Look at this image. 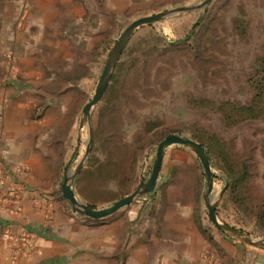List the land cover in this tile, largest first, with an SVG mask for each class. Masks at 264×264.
<instances>
[{
    "label": "rangeland",
    "instance_id": "374dc122",
    "mask_svg": "<svg viewBox=\"0 0 264 264\" xmlns=\"http://www.w3.org/2000/svg\"><path fill=\"white\" fill-rule=\"evenodd\" d=\"M41 1L0 0V112L14 109L32 128L44 162L42 185L62 193L65 177L82 164L72 182L77 198L107 208L136 191L145 172L150 177L158 145L168 135L202 138L212 192L197 155L174 145L163 167L165 172L174 159L181 164V174L167 184L184 189L174 198L193 205V220L212 253L219 252L217 236L244 245L245 256L264 250L217 229L208 210L215 203L220 224L264 240V116L232 125L219 111L223 103L249 104L255 81L264 77V0H213L137 29L90 122L84 108L125 30L140 18L205 0L133 1L124 13L103 17L100 33L88 25L71 29L67 3ZM40 14L43 22L36 20ZM90 128L94 142L84 160ZM242 168L247 176L235 185ZM120 211L85 218L100 223Z\"/></svg>",
    "mask_w": 264,
    "mask_h": 264
},
{
    "label": "crops",
    "instance_id": "0c3cea01",
    "mask_svg": "<svg viewBox=\"0 0 264 264\" xmlns=\"http://www.w3.org/2000/svg\"><path fill=\"white\" fill-rule=\"evenodd\" d=\"M44 1L69 5L71 29L84 31L88 25L100 33L103 17L122 14L127 3L138 0ZM44 15H37L41 18L36 20L43 22ZM15 111L5 108L0 112L1 191L7 195L17 190L19 194L18 205L8 200L0 204V264H209L207 256L214 254L213 246L207 244L193 220V205L188 198H174L183 188L167 185L176 173L181 174L177 170L181 167L179 161L167 162L163 172L165 151L153 192L139 197L109 220L91 223L71 209L62 193L42 185L38 174L44 162L34 147L32 128L15 117ZM146 173L136 190L148 181ZM5 232L10 233L9 239L3 236ZM28 237L31 249L15 255ZM217 246L219 264H264V250L250 251L245 256L244 245L220 236Z\"/></svg>",
    "mask_w": 264,
    "mask_h": 264
},
{
    "label": "water",
    "instance_id": "95a60500",
    "mask_svg": "<svg viewBox=\"0 0 264 264\" xmlns=\"http://www.w3.org/2000/svg\"><path fill=\"white\" fill-rule=\"evenodd\" d=\"M212 1L213 0H205L203 4L197 7H182V8L173 10V11L163 12V13H159L153 16L143 17V18H140L134 21L125 30V32L120 36L116 46L114 47L107 61V64L104 68L100 81L97 85L95 95L93 99L91 100V102H89L84 108V120L85 121L87 120L90 122L92 108L96 106L102 100L104 93L107 90L111 82L113 71L115 70L116 66L120 62L129 41L131 40L134 32L137 29H139L140 27L144 25H151V24L160 22L164 20L165 18H167L168 16H172L174 13H177V12H186L194 8L207 6ZM93 142H94V133H93V129L90 128L89 140L87 143L86 156L84 160L88 158L91 152V147L93 145ZM174 145L189 148L197 155V157L200 159L202 163V166L204 168V171L207 177L208 194H211L212 189H213V172H212L211 162L209 160L207 152L204 150L203 146L199 144L197 141L189 139V138H184L177 134H171V135H168L164 140H162L158 145L155 160H154L152 171H151V175L148 181L142 184L134 193L127 195L125 197H122L121 199L115 201L109 207L103 208V209H95L89 206L88 204L83 203L81 200L77 198L75 189L72 185L73 180L77 177V175L82 169L83 165L81 164L73 176L65 177L64 182L62 184L63 197L71 204V206L77 213H79L80 215L84 217H88L94 220H99V219H104L108 216H111L114 213L118 212L119 210L123 209L124 207H127L133 204L134 202H136V200L139 197L145 196L153 192L157 184V181L159 179V176H160L165 151L169 147L174 146ZM227 186L228 185L225 186L222 192V195L225 193ZM208 210H209L210 220L217 227V229L225 233H230L233 236H236L242 242L247 243L251 246L264 249V240H254L250 238L247 234L241 231H238L232 227L220 224L216 216V204L215 203L208 204Z\"/></svg>",
    "mask_w": 264,
    "mask_h": 264
},
{
    "label": "trees",
    "instance_id": "16d2710c",
    "mask_svg": "<svg viewBox=\"0 0 264 264\" xmlns=\"http://www.w3.org/2000/svg\"><path fill=\"white\" fill-rule=\"evenodd\" d=\"M255 89L257 90L256 95L247 105H239L235 103H223L219 105V111L222 113L227 123L235 125L240 122L259 119L264 116V77H262L260 74L258 80L255 81ZM193 140L197 141L203 146L210 160V153L207 149L204 139L195 137ZM245 167L246 166H244V168ZM244 170L245 169L242 168L240 176L233 184L237 185L238 182L240 183L243 179L246 178L247 172ZM84 200L88 202L89 206L97 209L96 205H94L92 201L88 200L87 198H85ZM262 217L264 218V216Z\"/></svg>",
    "mask_w": 264,
    "mask_h": 264
},
{
    "label": "built area",
    "instance_id": "2783aa9c",
    "mask_svg": "<svg viewBox=\"0 0 264 264\" xmlns=\"http://www.w3.org/2000/svg\"><path fill=\"white\" fill-rule=\"evenodd\" d=\"M19 194L17 192V190H12L9 194L5 195L3 194V192L1 191V179H0V204L5 202L6 200H8L9 202H12V204L18 205L19 204ZM19 208H17V210H14L15 212L19 211ZM1 228V226H0ZM5 238H10V233L9 232H5V234L3 235ZM32 247V240L31 238H26V240L24 241V244L22 247L17 248L15 250V255H18V253H22V252H27L31 249ZM209 264H219L218 263V258L216 257L215 254H210L207 256Z\"/></svg>",
    "mask_w": 264,
    "mask_h": 264
}]
</instances>
